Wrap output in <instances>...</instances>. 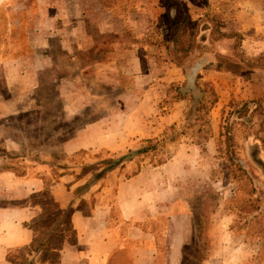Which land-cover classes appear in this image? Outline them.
<instances>
[{"label":"rangeland","instance_id":"obj_1","mask_svg":"<svg viewBox=\"0 0 264 264\" xmlns=\"http://www.w3.org/2000/svg\"><path fill=\"white\" fill-rule=\"evenodd\" d=\"M178 1L200 19L174 45L172 0H0V264L54 256L5 252L20 208L60 264L73 210L128 196L151 212L156 264H264V0Z\"/></svg>","mask_w":264,"mask_h":264},{"label":"crops","instance_id":"obj_2","mask_svg":"<svg viewBox=\"0 0 264 264\" xmlns=\"http://www.w3.org/2000/svg\"><path fill=\"white\" fill-rule=\"evenodd\" d=\"M189 5L191 6L190 12L199 11L198 4L190 3ZM215 5L223 7L220 6V0L213 4V6ZM247 9L248 7L240 9L238 14L251 13L254 19L257 16L259 19L258 13L253 12L254 14H252V11L247 12ZM195 14L191 15L193 20L200 16V14ZM10 173L8 172V174ZM141 176V172H138L125 179L126 182H119V191L126 190L130 186L131 192L137 194L140 189L135 182ZM15 178L17 185H22V191L28 190L26 193L43 188V179L40 177L16 176ZM10 190L15 191H11L10 195L16 196L17 189L14 187ZM113 198L116 199L117 204V197ZM108 200L109 198L106 197L100 199L101 202L98 205L90 206L88 213L73 210L70 220L72 229L76 233V243L62 249L60 264H156L158 257L156 235L144 224L148 222L151 212L147 208L145 213L142 212L141 215L137 213L138 198L133 199L132 196L119 197L121 205L118 203V205L111 206L108 204ZM115 209L119 215L115 214ZM18 212L22 215L21 220L18 222L9 220L10 223L5 234L8 235L5 238L7 243L3 244L5 252L14 247L29 245L34 238V231L26 224L34 215L32 208L22 207ZM181 235L180 238L176 237L180 242L186 237L185 234ZM121 256L122 258H118Z\"/></svg>","mask_w":264,"mask_h":264},{"label":"trees","instance_id":"obj_3","mask_svg":"<svg viewBox=\"0 0 264 264\" xmlns=\"http://www.w3.org/2000/svg\"><path fill=\"white\" fill-rule=\"evenodd\" d=\"M172 1L175 2L176 6H178V10H180L181 12H179V11L176 12V17L170 24H168V29L166 30L164 37L168 40V42H170L174 45H177L181 41L182 38H187V40L190 43V41L196 36V34L198 32V23H199L200 18H198L196 20L191 19L188 12H187V9L185 10V5H183L182 1H178V0H172ZM166 48H167L168 54H169V51H170L169 45H166ZM185 49H187V48H185ZM175 51H177V52H183L184 51L185 52L186 50L176 49ZM232 65H233V67H236L237 63L233 62ZM218 69H220V68H217V70ZM228 69H231V68H229V66H228ZM192 90L193 89L189 88V91H192ZM205 94H207L210 97V99H211L210 104L215 103L218 99L217 93L212 88H209L208 90L207 89L204 90L202 95H205ZM200 101H201V99H200ZM23 247L28 248L31 250V252H35L38 254L41 252L44 253L46 251V249H48V251H46L45 253L47 255H49V254L54 255L50 260V264H57L58 263L59 258L56 257L57 252L54 253L51 250L53 248H50L49 244L41 242L40 244H38V246L33 247V248L30 246V244L23 246ZM55 250H56V248H55ZM11 262H12V264L15 263L13 259L11 260Z\"/></svg>","mask_w":264,"mask_h":264}]
</instances>
